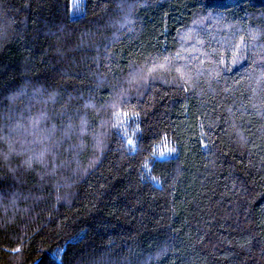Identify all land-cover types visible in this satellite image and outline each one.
Returning a JSON list of instances; mask_svg holds the SVG:
<instances>
[{
  "label": "trees",
  "instance_id": "obj_1",
  "mask_svg": "<svg viewBox=\"0 0 264 264\" xmlns=\"http://www.w3.org/2000/svg\"><path fill=\"white\" fill-rule=\"evenodd\" d=\"M39 118L46 170L5 147ZM0 141V264H264V0H0Z\"/></svg>",
  "mask_w": 264,
  "mask_h": 264
},
{
  "label": "rangeland",
  "instance_id": "obj_2",
  "mask_svg": "<svg viewBox=\"0 0 264 264\" xmlns=\"http://www.w3.org/2000/svg\"><path fill=\"white\" fill-rule=\"evenodd\" d=\"M74 1L78 3L79 0ZM196 49L198 50V48ZM197 52L198 51H194L192 53V56H194ZM31 103H37L34 105L46 104V102L43 103V101H33ZM26 114L30 115V112H26ZM44 119L45 120H40L39 118V120L36 119L31 122L30 120H27L26 124L29 123V125L26 128L23 127L24 129H20V131L19 128H16L14 131H11V136H17L16 142L9 141L5 147L9 150V154L11 156H14L16 158L29 157L30 161H33L35 164L41 165V167H44V169L46 170L49 167L54 166L55 163L59 160V158H64V155L61 153L62 147H65V142L71 141V136H75L76 140L78 137L81 139V137H84L86 135L87 131L85 132L84 126L81 125L80 127L72 129V132H70V134L68 132L70 140L66 138L65 133L61 134L60 137L58 135L56 139V134H60V132L56 131L55 128H51V130H45L44 132L42 131V129L46 127V125H48V123L52 120L56 121L57 118ZM1 144L2 141H0V145ZM51 145L53 146L51 147ZM38 149H43L45 153L42 154L43 152H37ZM55 152L57 153V157H54ZM65 155H71V149L66 150ZM244 167L245 162L243 160L236 159L234 161L235 170L233 177L232 195V210L234 215L240 214L245 209L255 204L260 198V196L264 193L263 187L257 185L252 181H249L244 176ZM63 169L64 166L61 171L60 169L58 171L48 170V177H50V179H55L59 173H64L65 170ZM56 173L58 174L56 175ZM61 175L63 176L64 174ZM63 189H69L67 181L66 186ZM7 202L9 204L8 207L10 208L9 211L13 215H15V218L19 217L18 215L21 214L18 207L20 201L18 202L17 199L13 198L10 200H6L5 198L0 197V213L5 210L4 203Z\"/></svg>",
  "mask_w": 264,
  "mask_h": 264
},
{
  "label": "water",
  "instance_id": "obj_3",
  "mask_svg": "<svg viewBox=\"0 0 264 264\" xmlns=\"http://www.w3.org/2000/svg\"><path fill=\"white\" fill-rule=\"evenodd\" d=\"M34 264H37V263H34Z\"/></svg>",
  "mask_w": 264,
  "mask_h": 264
}]
</instances>
